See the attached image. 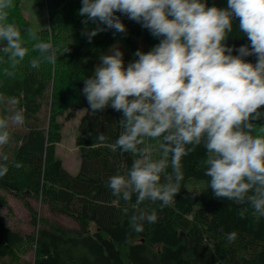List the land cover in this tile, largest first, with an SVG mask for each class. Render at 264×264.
<instances>
[{
    "label": "clouds",
    "instance_id": "9594fccd",
    "mask_svg": "<svg viewBox=\"0 0 264 264\" xmlns=\"http://www.w3.org/2000/svg\"><path fill=\"white\" fill-rule=\"evenodd\" d=\"M82 35L126 33L121 16L139 23L159 40L148 51L137 49L125 64L119 45L98 57L82 94L91 114L109 107L122 113V129L112 151L130 153L131 166L108 177L114 197L128 202L135 196L131 231L158 220L159 208L172 206L184 180L183 158L203 147V174L215 198L247 205L264 218V0H227L226 7L208 0H81ZM14 0H0V53L7 60L6 77L29 56L32 69L57 61V47L28 27L10 22ZM239 21L238 26L235 24ZM89 22L96 25L89 29ZM234 28L249 43H227ZM69 47L63 49V54ZM237 53V54H234ZM255 56V62L246 58ZM0 103H6L0 97ZM12 104L19 101L12 99ZM89 109H87L89 111ZM26 123L23 108L0 116V160L12 140V128ZM100 132L95 142L104 144ZM15 167L20 168L17 163ZM8 168L0 164V178ZM244 213L241 212V218ZM228 243L237 232L226 234ZM218 264L222 262L218 261Z\"/></svg>",
    "mask_w": 264,
    "mask_h": 264
},
{
    "label": "trees",
    "instance_id": "16d2710c",
    "mask_svg": "<svg viewBox=\"0 0 264 264\" xmlns=\"http://www.w3.org/2000/svg\"><path fill=\"white\" fill-rule=\"evenodd\" d=\"M43 1L48 27L35 29L23 16L20 0H14L9 20L21 29L34 28L45 41L51 39L58 49L56 63L44 62L38 69L30 68L28 59L35 55L30 42L29 56L13 77H6L3 69L8 63L0 53V96L10 102L18 100L19 104L13 105L16 110L23 108L26 116L23 130L12 132V140L3 149L8 160H0V164L8 171L0 178V189L25 203L33 228L22 234L0 214V264H264V218L257 219L247 205L215 198L207 189L202 146L183 158L184 180L175 203L162 210L159 202L142 204V208H155L158 220L145 223L142 232L131 231L129 219L135 212V196L125 202L107 187L108 177L117 169L130 167L135 159L130 153L108 147L122 130V113L109 107L91 114L82 94L83 80L92 75L98 57L113 45H119L127 64L137 49L148 51L159 40L139 23L121 16L126 33L107 30L89 42L81 34L85 27L84 17L78 15L81 0ZM217 6L226 7L227 0ZM88 27L96 25L89 22ZM227 43L238 48L249 41L234 28ZM66 46L69 51L63 54ZM246 59L255 62L256 57ZM44 105L45 117L41 118ZM72 106L89 109L78 123L75 144L80 163L73 174L55 153L61 125L56 118ZM6 110L5 103H0V116ZM100 132L106 136L104 144L94 143ZM17 163L20 168L15 167ZM190 180L201 182L204 193L188 189ZM30 198L53 215L69 217L74 226L39 216L28 203ZM7 206V199L0 194V209ZM232 231L237 232V239L228 243L225 237ZM25 245L31 249L26 258L18 251Z\"/></svg>",
    "mask_w": 264,
    "mask_h": 264
},
{
    "label": "rangeland",
    "instance_id": "374dc122",
    "mask_svg": "<svg viewBox=\"0 0 264 264\" xmlns=\"http://www.w3.org/2000/svg\"><path fill=\"white\" fill-rule=\"evenodd\" d=\"M226 0H208L209 6L213 3L221 4ZM43 0H20V7L23 16L28 19L35 29H43L48 27V15L47 8L43 3ZM3 97V96H0ZM5 105L9 111L16 110L14 105L6 98ZM46 106H43V111L40 113L41 118L45 117ZM72 113L71 117L67 118L69 113ZM87 112L86 108L77 109L76 107H66L62 110V113L57 116V121L60 125V141L55 145V153L58 158L61 159L63 166L70 172L76 173L79 168L80 158L79 149L75 144V137L78 132V123L80 117ZM23 127L12 128V132H20ZM187 187L190 190L195 191L197 194L204 193V185L196 180H190L187 182ZM0 194L4 196L8 201V206L0 209V214L4 217L5 222L14 230L27 234L32 232L33 228L30 224L31 215L26 207L25 203L15 197L13 194L0 189ZM28 203L39 214V216H46L49 220H58L68 227L74 226L73 221L67 216L53 215L48 211L46 206L41 205L36 199H28ZM30 246L20 248L18 251L21 257H27L30 253Z\"/></svg>",
    "mask_w": 264,
    "mask_h": 264
}]
</instances>
